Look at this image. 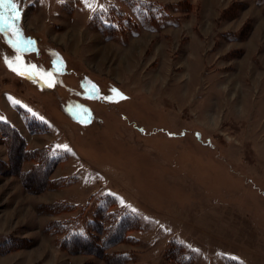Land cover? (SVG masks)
<instances>
[{"label": "rangeland", "instance_id": "374dc122", "mask_svg": "<svg viewBox=\"0 0 264 264\" xmlns=\"http://www.w3.org/2000/svg\"><path fill=\"white\" fill-rule=\"evenodd\" d=\"M13 2L0 122L24 143L0 128V264H264V3ZM43 149L60 186L26 178ZM107 197L140 228L106 251L63 247Z\"/></svg>", "mask_w": 264, "mask_h": 264}, {"label": "trees", "instance_id": "16d2710c", "mask_svg": "<svg viewBox=\"0 0 264 264\" xmlns=\"http://www.w3.org/2000/svg\"><path fill=\"white\" fill-rule=\"evenodd\" d=\"M264 3V0H259ZM1 131L4 133L5 139L10 143V145L14 144L17 146H21L24 143L23 138L19 134L18 130L8 122L1 121L0 122ZM46 149L38 150L32 152V154H39L38 163L34 166L32 171L26 176V178H31L32 173L40 174L42 178V184L44 185L46 182L55 183L56 186H60L62 184L59 183L61 180H50L49 175L52 172L54 166L60 161L59 156H52L45 154ZM43 152V153H42ZM24 155V154H23ZM30 155V154H29ZM62 182V181H61ZM108 198V199H107ZM104 206L101 207L96 215L97 220L92 221L89 224V230L84 233L81 231L71 230V233L66 230L64 232L65 238L62 241V246L70 251H75L76 249H88L90 246H94V250L97 253L98 249L106 251L111 246H114L117 243L123 241V239L127 238L128 232L133 229H139V218L134 214H120L114 211H109L110 207L114 205V198L107 197ZM107 223V224H106ZM59 223L55 224L58 225ZM60 227L64 228V225ZM59 227V228H60ZM94 232L102 234L103 238L99 240V238L94 237ZM130 238V237H128ZM172 254H169V260H174L175 258L171 257ZM125 257L124 255H120L119 258ZM109 260H113L115 263V259L113 256H107ZM192 259L188 258L183 260V264L191 263Z\"/></svg>", "mask_w": 264, "mask_h": 264}, {"label": "snow or ice", "instance_id": "6c2138e0", "mask_svg": "<svg viewBox=\"0 0 264 264\" xmlns=\"http://www.w3.org/2000/svg\"><path fill=\"white\" fill-rule=\"evenodd\" d=\"M6 6L10 7V9L13 13L11 19L13 21L19 20L20 16H19V12L17 11V5L13 2V0H0V8H5ZM0 21H3L5 24H7V26L9 27L10 30L14 29V25L8 24L7 19L3 16L2 13H0ZM13 34L18 35L19 34L18 30H14ZM28 43L31 44V41H29ZM9 67L12 68V65L9 64ZM12 70L16 71L17 74H19V75L27 74L28 78H32V75L34 73H36V66L35 65L30 66L28 68H25L23 71H18L17 68H12ZM57 71H59V69H57ZM38 74L43 75L47 78L49 87L54 86L55 80L53 79V73L49 72V73H38ZM112 92L116 97H119V99H121V100L126 99V97L123 96V94L120 93L118 90L113 89ZM113 102H116V101H113Z\"/></svg>", "mask_w": 264, "mask_h": 264}, {"label": "flooded vegetation", "instance_id": "af4514ba", "mask_svg": "<svg viewBox=\"0 0 264 264\" xmlns=\"http://www.w3.org/2000/svg\"><path fill=\"white\" fill-rule=\"evenodd\" d=\"M1 44V43H0ZM2 46L5 49V55L4 57L14 66L19 67V65L22 64L20 57H19V52L16 51L14 46L8 42H3Z\"/></svg>", "mask_w": 264, "mask_h": 264}, {"label": "crops", "instance_id": "0c3cea01", "mask_svg": "<svg viewBox=\"0 0 264 264\" xmlns=\"http://www.w3.org/2000/svg\"><path fill=\"white\" fill-rule=\"evenodd\" d=\"M16 128V127H15ZM18 129V128H17Z\"/></svg>", "mask_w": 264, "mask_h": 264}]
</instances>
